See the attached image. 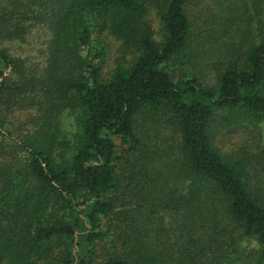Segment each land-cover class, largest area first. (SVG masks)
<instances>
[{
    "label": "trees",
    "instance_id": "16d2710c",
    "mask_svg": "<svg viewBox=\"0 0 264 264\" xmlns=\"http://www.w3.org/2000/svg\"><path fill=\"white\" fill-rule=\"evenodd\" d=\"M218 126L264 135V0H0V264H264V141Z\"/></svg>",
    "mask_w": 264,
    "mask_h": 264
},
{
    "label": "rangeland",
    "instance_id": "374dc122",
    "mask_svg": "<svg viewBox=\"0 0 264 264\" xmlns=\"http://www.w3.org/2000/svg\"><path fill=\"white\" fill-rule=\"evenodd\" d=\"M150 22L153 27L154 38L158 41L160 36V30L158 25V20L154 13L150 14ZM48 40V35L39 28L32 29L27 38L25 44L19 45L16 43L9 44V47L14 55L19 57H25L30 64L41 65L45 56V44ZM108 47L106 48V67L105 71L112 68L115 62L116 56V46L108 41ZM31 117L27 112L23 111H12L8 114L4 128L9 131L13 139L18 138L19 135L27 131L30 124ZM218 126L216 129V143L219 149L231 152V149L236 151L242 148L241 146L248 147L249 145L254 149L255 145L260 146L261 141H264V135L255 131L253 137H250L247 131L239 126L234 128L238 129L232 134L229 133L227 127ZM246 140V141H245ZM259 140H261L259 142ZM250 142V143H247ZM259 142V143H258Z\"/></svg>",
    "mask_w": 264,
    "mask_h": 264
}]
</instances>
